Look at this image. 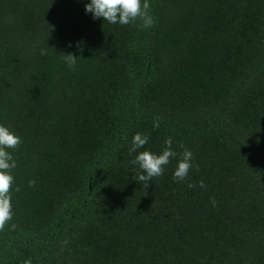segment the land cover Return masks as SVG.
Listing matches in <instances>:
<instances>
[{"label":"trees","instance_id":"obj_1","mask_svg":"<svg viewBox=\"0 0 264 264\" xmlns=\"http://www.w3.org/2000/svg\"><path fill=\"white\" fill-rule=\"evenodd\" d=\"M89 2L0 0V125L22 141L0 264H264V0H149L150 28ZM168 138L163 175L133 180Z\"/></svg>","mask_w":264,"mask_h":264},{"label":"clouds","instance_id":"obj_2","mask_svg":"<svg viewBox=\"0 0 264 264\" xmlns=\"http://www.w3.org/2000/svg\"><path fill=\"white\" fill-rule=\"evenodd\" d=\"M85 11L91 13L93 18H103L104 22L110 24L128 25L141 21L139 26L143 28H150L154 24V19L151 15V5L149 0H90L85 4ZM70 68L74 67L76 63V56L73 54H64ZM159 127V121H154V128ZM148 136L137 133L132 138V147L130 153L142 148L148 142ZM22 143L21 138L11 132L7 127L0 125V230H3L6 223L12 219V204L11 192L14 184V177L11 174L12 170L17 167L16 161L9 149L15 150ZM167 147L160 154H154L150 151H142L136 155L132 161L133 164L138 165L143 174L138 177H132L133 180L137 178L144 182L145 187L150 186V181L154 177L163 175L165 166L170 163L171 158L177 156V153L172 150V140L168 138L165 141ZM193 154L185 148L181 159L173 173V179L176 182L185 181L188 177L189 171L192 168ZM29 186L35 185L34 180L28 182ZM189 188L196 187L192 183H188ZM201 188L205 187L204 181L199 182ZM19 191V188L16 189ZM215 206L216 201H212ZM25 264H30V261H25Z\"/></svg>","mask_w":264,"mask_h":264}]
</instances>
